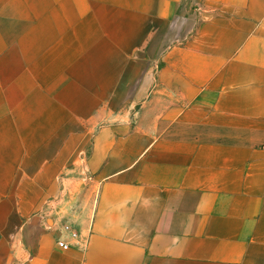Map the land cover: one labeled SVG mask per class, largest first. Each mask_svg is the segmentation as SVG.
I'll list each match as a JSON object with an SVG mask.
<instances>
[{
	"label": "crops",
	"instance_id": "crops-1",
	"mask_svg": "<svg viewBox=\"0 0 264 264\" xmlns=\"http://www.w3.org/2000/svg\"><path fill=\"white\" fill-rule=\"evenodd\" d=\"M19 1L0 264H264V0Z\"/></svg>",
	"mask_w": 264,
	"mask_h": 264
},
{
	"label": "rangeland",
	"instance_id": "rangeland-1",
	"mask_svg": "<svg viewBox=\"0 0 264 264\" xmlns=\"http://www.w3.org/2000/svg\"><path fill=\"white\" fill-rule=\"evenodd\" d=\"M28 9V5L26 2L19 0H0V57H3V52L12 53L11 43H23V40L19 39V36H23L22 31L18 33V37H15L13 31V20L15 14H23ZM15 13V14H14ZM18 20L17 18H15ZM194 25V21H189L187 19H182L179 21L177 28L178 34L175 35L176 40L172 41L168 44L174 45L182 42ZM3 45H10L9 49L4 51L2 50ZM19 53H26L27 50L24 51H16ZM40 52L36 53V56H40ZM28 54V53H27ZM20 56L24 57L26 55L20 54ZM5 86H11V83L6 80H2ZM39 85V82H38ZM12 91H10V97L8 98V102H12ZM59 93L54 90L53 92V109H54V127L59 124H65L66 130L62 133V137L74 138V141L77 139V134L80 131V126L75 121V110L72 108L70 104H67L63 98H60ZM71 143V141L69 142ZM59 147H54L56 150Z\"/></svg>",
	"mask_w": 264,
	"mask_h": 264
},
{
	"label": "built area",
	"instance_id": "built-area-1",
	"mask_svg": "<svg viewBox=\"0 0 264 264\" xmlns=\"http://www.w3.org/2000/svg\"><path fill=\"white\" fill-rule=\"evenodd\" d=\"M64 231L69 233L73 239H78L79 238V233L74 231L70 226H64ZM59 247L64 249V250H69L71 248V245L67 243L65 240H60L58 243Z\"/></svg>",
	"mask_w": 264,
	"mask_h": 264
}]
</instances>
